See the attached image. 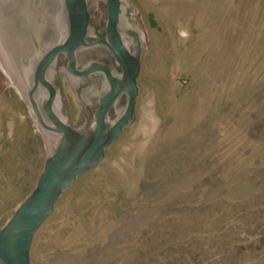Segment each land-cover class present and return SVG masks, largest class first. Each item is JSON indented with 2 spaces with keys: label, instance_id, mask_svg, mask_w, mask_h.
<instances>
[{
  "label": "rangeland",
  "instance_id": "obj_1",
  "mask_svg": "<svg viewBox=\"0 0 264 264\" xmlns=\"http://www.w3.org/2000/svg\"><path fill=\"white\" fill-rule=\"evenodd\" d=\"M87 1L92 27L105 30L107 0ZM122 1V25L142 43L134 120L63 192L32 264H264V0ZM9 4L0 9V228L59 142L29 100L26 13L57 25L53 40L66 26L63 0ZM58 83L70 123L87 130L96 102L62 72Z\"/></svg>",
  "mask_w": 264,
  "mask_h": 264
},
{
  "label": "water",
  "instance_id": "obj_2",
  "mask_svg": "<svg viewBox=\"0 0 264 264\" xmlns=\"http://www.w3.org/2000/svg\"><path fill=\"white\" fill-rule=\"evenodd\" d=\"M107 6L109 41L89 37L90 11L87 0H63V11L69 23L68 37L63 43L53 46L47 52L37 66L34 85L29 86V96L42 121L34 94L40 83L49 88L51 97L48 108L56 125L51 129L57 133L59 142L56 150L46 158L44 169L33 190L0 228V261L3 264H32L31 249L35 235L55 210L63 192L71 187L79 176L96 168L105 159L106 149L120 138L125 127L134 120L140 88L138 76L141 70L142 48L139 37L136 38L135 52H131L123 40L120 30L123 1L107 0ZM98 42L110 47L123 68V77H115L107 65L99 63L89 70L77 73L80 75L103 70L111 85L96 110L95 124L87 131H81L52 110L57 91L46 78L45 73L61 52L68 53L69 67L75 71L76 50L83 45H93ZM122 93L128 94L127 105L120 116L115 121H111L108 116L109 109Z\"/></svg>",
  "mask_w": 264,
  "mask_h": 264
},
{
  "label": "flooded vegetation",
  "instance_id": "obj_3",
  "mask_svg": "<svg viewBox=\"0 0 264 264\" xmlns=\"http://www.w3.org/2000/svg\"><path fill=\"white\" fill-rule=\"evenodd\" d=\"M63 21H64V26L65 25L66 26L64 29L62 27L61 32H60L61 34L57 40H53L54 34H53L52 29L56 30L55 31L56 33L59 31V29L57 31L58 27L57 25H55L54 27L53 22L52 23L46 22V24H44L43 20L39 22L40 25L41 24H43V26L45 25L46 36L44 40H43V37L36 40V36H37L36 32L33 34V32L31 33V31H29V34H27L26 41L28 44L26 45V47H29L32 50V56H28L31 60V65L29 68L30 73L27 77L29 78L28 79L29 86L34 85L37 66L42 61V59L45 57L47 52L53 46L59 43H63L67 39L68 34H69V27H68L69 23H68V18L66 14L63 16ZM120 30H121L123 40L128 46V48L130 49V51L135 52L136 50L135 45H136V40H137L136 38L139 36L137 33H135L130 28L128 24H126L125 26L122 25V17H121V23H120ZM37 33H39V31H37ZM88 35L91 38H98V39L109 41L108 34H107V25H106L105 30H102L100 28L96 30L94 27H92L91 14H90V20H89ZM128 38L130 39L129 42L127 41ZM139 43L141 44V48H142V43L140 41V38H139ZM75 55H76L75 71H72L69 67L70 59H69L68 53L61 52L56 56L55 60L48 66L46 73H45L46 78L53 84V86L55 87L57 91V96L51 108L55 114H57L59 117L63 119H67L69 123L70 121L68 117L67 105L63 101L64 96L62 94L60 85L58 83V76L60 72L64 73V75L70 80V82L72 83V85H74V87L84 91V93L86 94L85 99L88 104H92L93 101L96 102L97 104L96 110L100 106L102 97L106 93H108V91L111 88L109 79L105 71L95 70V71H91L89 73L80 74V75L77 73L89 70L92 67H94L97 63H99V64L107 65L111 69V72L115 77H118V78L123 77V68L121 64L116 59L110 47L105 43L98 42L93 45H83L76 50ZM28 96H29V89H28ZM50 97H51V93H50L49 88L43 85L42 83H40L37 91L34 94V100L38 105L43 121L40 119L37 111L35 110L34 103L32 99L30 98V96H29V100L32 104L34 113L38 121L44 127L48 129L49 137L58 138L57 133L51 129L53 127H56V125L52 119V113L49 111V108H48V102L50 100ZM124 97H127V102H128V94L122 93L117 99V102L109 109V112H108L109 120L115 121L125 109V108L124 109L121 108L120 106L121 101L123 100ZM96 110L94 113V119H95ZM112 113L115 114L114 119L111 118ZM76 128H79V127H76ZM79 129L81 131H84L81 128Z\"/></svg>",
  "mask_w": 264,
  "mask_h": 264
},
{
  "label": "bare ground",
  "instance_id": "obj_4",
  "mask_svg": "<svg viewBox=\"0 0 264 264\" xmlns=\"http://www.w3.org/2000/svg\"><path fill=\"white\" fill-rule=\"evenodd\" d=\"M25 2V4H27L28 2H30V0H6V1H4V0H2L1 2H0V9H2L3 7H5V8H10L8 5H10L9 3H12V4H16V3H21L22 4V2ZM9 2V3H8ZM14 2V3H13ZM14 4V5H15ZM12 8V7H11ZM20 8V7H19ZM9 11V10H8ZM21 12V9H19L18 11H17V13L14 11L13 13H10L11 15H16L17 14V16H18V14ZM27 14V16H29V19H28V22H26V25L33 31V34L36 32V31H40L41 30V28H40V26L38 27V23H37V21H38V19L37 20H35V18H34V15H36L37 13L35 12V11H28V13H26ZM23 15V14H22ZM62 15V17L65 15V12L64 13H62L61 14ZM30 17L33 19L32 21H31V19H30ZM12 18H16V16H14V17H12ZM19 20L17 21V23H18V25L21 23L20 21V15L17 17ZM63 25V24H62ZM23 29H24V27H23ZM39 29V30H38ZM20 32H21V30H20ZM36 34H37V32H36ZM25 35V34H24ZM20 36H21V34H20ZM24 37V36H23ZM36 38H37V36H36ZM24 42V41H23ZM9 61V60H8ZM10 63V62H9ZM3 64H5L6 65V63H5V61H3ZM28 65V64H27ZM8 69V68H7ZM28 70V69H27ZM8 72L10 73V74H12V71L10 70V69H8ZM28 74V73H27ZM13 75V74H12ZM18 87H19V85H18ZM56 137V136H55ZM52 138V137H51ZM50 138V139H51ZM54 138V137H53Z\"/></svg>",
  "mask_w": 264,
  "mask_h": 264
}]
</instances>
